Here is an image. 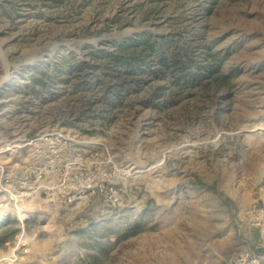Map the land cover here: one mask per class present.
Segmentation results:
<instances>
[{"label": "rangeland", "instance_id": "374dc122", "mask_svg": "<svg viewBox=\"0 0 264 264\" xmlns=\"http://www.w3.org/2000/svg\"><path fill=\"white\" fill-rule=\"evenodd\" d=\"M145 33L228 83L148 78L103 120L71 69ZM253 206L264 0H0V264H222Z\"/></svg>", "mask_w": 264, "mask_h": 264}, {"label": "trees", "instance_id": "16d2710c", "mask_svg": "<svg viewBox=\"0 0 264 264\" xmlns=\"http://www.w3.org/2000/svg\"><path fill=\"white\" fill-rule=\"evenodd\" d=\"M169 43L166 39H157L146 33L137 38L129 37L112 44L101 54L93 51L94 58L101 61L100 65L78 63L73 66L71 72L78 78L87 73L89 80L83 85L88 89L97 87L103 94L98 109L103 120H109L110 114H115V110L123 107L119 92L123 86L140 88L148 78L159 79L168 74L175 78L178 84L182 82L186 86H194L203 79L217 84L228 83L229 75L222 74L218 58L213 56V60L208 61L206 65H197L193 60L187 62L180 53H169ZM53 69L56 70L55 67ZM151 102L147 100L143 104L149 106Z\"/></svg>", "mask_w": 264, "mask_h": 264}, {"label": "built area", "instance_id": "2783aa9c", "mask_svg": "<svg viewBox=\"0 0 264 264\" xmlns=\"http://www.w3.org/2000/svg\"><path fill=\"white\" fill-rule=\"evenodd\" d=\"M53 135L56 137L60 136L57 132L53 133ZM42 138L43 136L29 141V144ZM73 188L76 189V185ZM89 188H91V185L88 184ZM237 228L239 232L256 233L257 237L253 242L249 240V248L247 250L222 264H264V208L253 206L249 210L241 212L238 215Z\"/></svg>", "mask_w": 264, "mask_h": 264}, {"label": "crops", "instance_id": "0c3cea01", "mask_svg": "<svg viewBox=\"0 0 264 264\" xmlns=\"http://www.w3.org/2000/svg\"><path fill=\"white\" fill-rule=\"evenodd\" d=\"M240 242H241L242 247L244 248V245L242 244L243 240L240 239ZM238 249H239V247L236 246L235 251H233V254H230V253L229 254H226L225 253V255L220 256V258L222 259L223 262L228 261V260H231V259H233L234 256H236L237 254H239V252L237 251Z\"/></svg>", "mask_w": 264, "mask_h": 264}, {"label": "bare ground", "instance_id": "6f19581e", "mask_svg": "<svg viewBox=\"0 0 264 264\" xmlns=\"http://www.w3.org/2000/svg\"><path fill=\"white\" fill-rule=\"evenodd\" d=\"M136 172H138V171H136ZM21 216H22V217H21V218H22V220L26 218V216H25L24 214H23V215H21Z\"/></svg>", "mask_w": 264, "mask_h": 264}]
</instances>
